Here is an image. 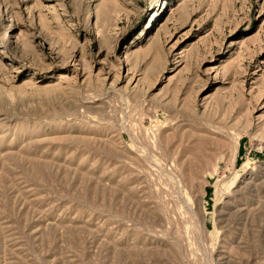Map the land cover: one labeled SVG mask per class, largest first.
Segmentation results:
<instances>
[{
    "label": "rangeland",
    "instance_id": "1",
    "mask_svg": "<svg viewBox=\"0 0 264 264\" xmlns=\"http://www.w3.org/2000/svg\"><path fill=\"white\" fill-rule=\"evenodd\" d=\"M0 264H264V0H0Z\"/></svg>",
    "mask_w": 264,
    "mask_h": 264
}]
</instances>
